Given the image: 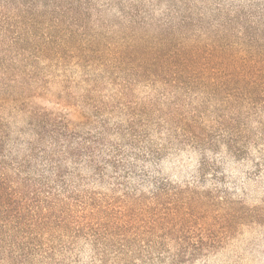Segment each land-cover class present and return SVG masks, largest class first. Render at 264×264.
<instances>
[{
	"label": "rangeland",
	"instance_id": "rangeland-1",
	"mask_svg": "<svg viewBox=\"0 0 264 264\" xmlns=\"http://www.w3.org/2000/svg\"><path fill=\"white\" fill-rule=\"evenodd\" d=\"M0 171V264H264V0H0Z\"/></svg>",
	"mask_w": 264,
	"mask_h": 264
},
{
	"label": "trees",
	"instance_id": "trees-1",
	"mask_svg": "<svg viewBox=\"0 0 264 264\" xmlns=\"http://www.w3.org/2000/svg\"><path fill=\"white\" fill-rule=\"evenodd\" d=\"M25 197L18 181L0 171V249H34L40 230L67 222L64 210L57 211L50 201L34 195L31 205Z\"/></svg>",
	"mask_w": 264,
	"mask_h": 264
}]
</instances>
